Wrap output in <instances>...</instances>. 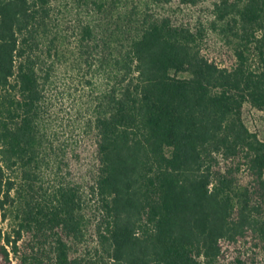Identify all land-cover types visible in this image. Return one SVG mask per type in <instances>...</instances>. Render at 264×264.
I'll return each instance as SVG.
<instances>
[{
	"label": "trees",
	"instance_id": "obj_1",
	"mask_svg": "<svg viewBox=\"0 0 264 264\" xmlns=\"http://www.w3.org/2000/svg\"><path fill=\"white\" fill-rule=\"evenodd\" d=\"M52 1L0 0V222L17 220L0 227V264H264V139L243 118L245 104L264 111V0H213L207 27L139 7L174 0H75L101 16L81 41L108 71L94 118L95 246L83 255L80 190L46 200L35 181Z\"/></svg>",
	"mask_w": 264,
	"mask_h": 264
},
{
	"label": "rangeland",
	"instance_id": "obj_2",
	"mask_svg": "<svg viewBox=\"0 0 264 264\" xmlns=\"http://www.w3.org/2000/svg\"><path fill=\"white\" fill-rule=\"evenodd\" d=\"M212 1L202 0L196 5L183 4L179 0L165 5L147 2L145 6L142 0L144 6L139 7L156 15L168 16L176 23L207 27L213 19ZM50 8L45 35L38 50L43 100L39 115L40 166L36 168L35 181L38 198L46 200L61 187L73 186L80 190L87 227L84 241L77 246V254L83 255L95 246L97 214L95 200L89 192L95 171L94 118L95 106L108 86V71L95 63L89 65L90 58L86 61L87 48L81 41V31L87 23L97 24L101 16L91 13L87 7L78 6L75 0H53ZM124 8L119 6L113 20L119 13L126 12ZM104 27L101 25L99 31L102 38L106 37ZM208 40L216 49H228L225 39L217 33L209 32ZM243 118L248 128L264 139V111L245 104ZM0 227L9 233L17 228L14 215L2 220ZM24 238L38 252V239L30 235ZM46 247L48 249L49 245Z\"/></svg>",
	"mask_w": 264,
	"mask_h": 264
}]
</instances>
